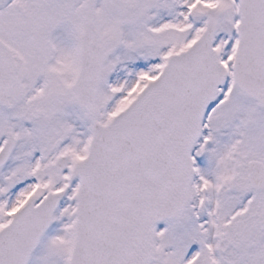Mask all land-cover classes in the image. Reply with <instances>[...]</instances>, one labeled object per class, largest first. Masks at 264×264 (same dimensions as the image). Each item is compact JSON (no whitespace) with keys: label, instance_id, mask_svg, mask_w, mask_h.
I'll list each match as a JSON object with an SVG mask.
<instances>
[{"label":"snow or ice","instance_id":"obj_1","mask_svg":"<svg viewBox=\"0 0 264 264\" xmlns=\"http://www.w3.org/2000/svg\"><path fill=\"white\" fill-rule=\"evenodd\" d=\"M0 264H264V0H0Z\"/></svg>","mask_w":264,"mask_h":264}]
</instances>
